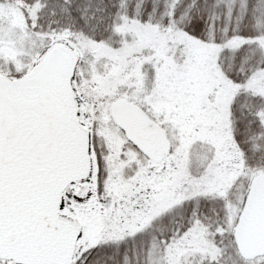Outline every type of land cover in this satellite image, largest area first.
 <instances>
[{
	"label": "snow or ice",
	"instance_id": "obj_1",
	"mask_svg": "<svg viewBox=\"0 0 264 264\" xmlns=\"http://www.w3.org/2000/svg\"><path fill=\"white\" fill-rule=\"evenodd\" d=\"M0 264H264V0H0Z\"/></svg>",
	"mask_w": 264,
	"mask_h": 264
}]
</instances>
